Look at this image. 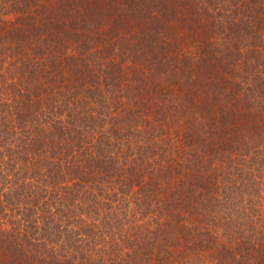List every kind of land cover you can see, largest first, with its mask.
<instances>
[{
    "label": "trees",
    "instance_id": "obj_1",
    "mask_svg": "<svg viewBox=\"0 0 264 264\" xmlns=\"http://www.w3.org/2000/svg\"><path fill=\"white\" fill-rule=\"evenodd\" d=\"M189 251L264 264V0H0V264Z\"/></svg>",
    "mask_w": 264,
    "mask_h": 264
},
{
    "label": "rangeland",
    "instance_id": "obj_2",
    "mask_svg": "<svg viewBox=\"0 0 264 264\" xmlns=\"http://www.w3.org/2000/svg\"><path fill=\"white\" fill-rule=\"evenodd\" d=\"M172 110H173V112L176 110V107H173L172 108ZM172 112V113H173ZM176 116V119H177V116H180V113H179V111H178V113L175 115ZM171 124H173L174 125V123H171ZM174 236H176V234H174ZM194 253V254H193ZM185 257L187 258V260L189 261V264H191V263H193V264H197V260L198 259H202V257L203 258H205V253H200V255L199 256H196V252H192V251H189V252H185ZM202 256V257H201ZM188 263V262H187Z\"/></svg>",
    "mask_w": 264,
    "mask_h": 264
}]
</instances>
